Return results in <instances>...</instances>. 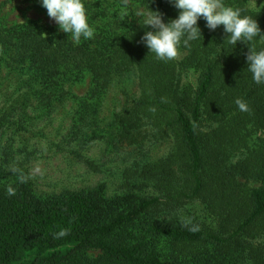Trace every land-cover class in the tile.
<instances>
[{
    "label": "trees",
    "instance_id": "16d2710c",
    "mask_svg": "<svg viewBox=\"0 0 264 264\" xmlns=\"http://www.w3.org/2000/svg\"><path fill=\"white\" fill-rule=\"evenodd\" d=\"M225 2L253 15L264 35L263 9H248L246 0ZM123 4L87 2L96 36L79 46L54 28L0 18V47L8 52L9 67L28 63L48 87L89 74L90 98L104 92L115 76L134 71L140 96L116 121L122 137L131 136L144 120L157 138H173L172 154L158 165L153 185L164 195L107 199L93 189L41 197L27 180H19L10 186L13 196L0 189V264H264V240L254 243L264 238V138L249 148L252 132L264 131V85L247 72L250 45H225L218 54L216 46L226 39L223 26L211 31L200 19L202 41L182 47L187 54L181 62H160L140 42L153 29L138 15L148 8L167 24L179 10L168 0H127L128 16L122 19ZM188 70L199 73L196 88L181 84ZM237 100L248 110H241ZM246 148L243 161L228 164L232 152ZM172 165L181 181L176 194L169 190ZM181 199L205 202L233 231L221 237L160 217ZM62 229L68 235L57 238ZM92 251L98 256L88 255Z\"/></svg>",
    "mask_w": 264,
    "mask_h": 264
},
{
    "label": "rangeland",
    "instance_id": "374dc122",
    "mask_svg": "<svg viewBox=\"0 0 264 264\" xmlns=\"http://www.w3.org/2000/svg\"><path fill=\"white\" fill-rule=\"evenodd\" d=\"M95 1L102 2L87 0ZM253 2L264 10V0H246L248 9L258 11ZM0 18L15 25L35 23L63 33L39 0H0ZM186 54L181 50L175 60L181 62ZM7 55L0 47L1 190L25 179L41 197L93 189L101 191L107 199L125 194L163 197L153 187L154 179L158 177L160 162L165 163L172 154L173 138L170 134L157 138L155 129L144 120L131 136L122 137L116 121L125 105L140 96L134 71L115 76L104 92L90 98L89 74L48 87L28 63L9 67ZM198 79V72L188 70L182 74L181 84L196 88ZM204 130L210 133L212 127ZM263 138L264 131L252 132L249 148L254 149ZM247 153V148L235 150L229 155L228 164L240 163ZM86 161L93 168L86 166ZM170 168L174 175L169 190L176 194L173 189H179L181 181L175 166ZM160 217L221 237L233 231L218 221L205 202L197 199L174 202L171 208H164ZM88 255L96 257L98 252Z\"/></svg>",
    "mask_w": 264,
    "mask_h": 264
},
{
    "label": "clouds",
    "instance_id": "9594fccd",
    "mask_svg": "<svg viewBox=\"0 0 264 264\" xmlns=\"http://www.w3.org/2000/svg\"><path fill=\"white\" fill-rule=\"evenodd\" d=\"M47 15L79 46L82 41L92 40L96 36V28L90 23L89 12L86 8L87 0H39ZM177 10L178 17L165 24L159 12L146 11L139 14L140 23L150 26L153 30L146 31L140 42L149 50L157 61L170 62L181 54V48L190 47L192 42L202 41L201 29L198 21L203 19L206 27L215 31L223 26L226 39L223 45L216 46L218 54L221 47L231 45L232 49L238 42L250 45L246 54L247 72L257 85H264V47L257 49L255 43L264 44V35L253 15L244 14L239 7L228 5L225 0H168ZM254 8L259 10L253 2ZM262 6V5H261ZM128 16L127 0L121 11V18ZM259 37V38H258ZM241 110L247 111L245 102L237 100ZM8 195H15L12 187L7 189ZM68 235L62 229L57 238Z\"/></svg>",
    "mask_w": 264,
    "mask_h": 264
}]
</instances>
